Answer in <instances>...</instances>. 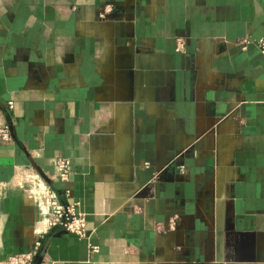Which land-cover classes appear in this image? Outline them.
Listing matches in <instances>:
<instances>
[{
  "label": "crops",
  "instance_id": "1",
  "mask_svg": "<svg viewBox=\"0 0 264 264\" xmlns=\"http://www.w3.org/2000/svg\"><path fill=\"white\" fill-rule=\"evenodd\" d=\"M263 37L264 0H0V264L59 155L92 234L48 264H264Z\"/></svg>",
  "mask_w": 264,
  "mask_h": 264
},
{
  "label": "built area",
  "instance_id": "2",
  "mask_svg": "<svg viewBox=\"0 0 264 264\" xmlns=\"http://www.w3.org/2000/svg\"><path fill=\"white\" fill-rule=\"evenodd\" d=\"M250 40L245 39L242 47L246 48ZM257 45L264 53V37L257 41ZM185 48V39L178 38L176 50ZM9 107H14V101H10ZM0 139L9 141L12 135L9 126L0 127ZM72 159L68 156L59 155L55 161L54 179L62 183L57 188L46 180L40 173L25 170L21 177L29 183L30 189L35 196L37 212V226L30 238L29 249L9 256L4 264H48L39 259L44 235L50 230H61L75 233L80 238H90L92 229L89 227L86 212L81 209V201L74 199L72 190L67 182L72 175ZM93 251H99V245L91 244Z\"/></svg>",
  "mask_w": 264,
  "mask_h": 264
},
{
  "label": "water",
  "instance_id": "3",
  "mask_svg": "<svg viewBox=\"0 0 264 264\" xmlns=\"http://www.w3.org/2000/svg\"><path fill=\"white\" fill-rule=\"evenodd\" d=\"M40 260H41V258L39 257L38 261H40Z\"/></svg>",
  "mask_w": 264,
  "mask_h": 264
}]
</instances>
